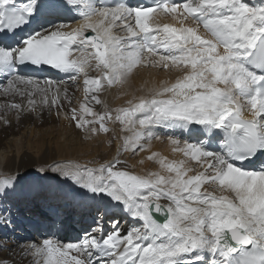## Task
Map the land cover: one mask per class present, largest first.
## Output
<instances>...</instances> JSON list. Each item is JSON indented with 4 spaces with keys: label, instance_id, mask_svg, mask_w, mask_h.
<instances>
[{
    "label": "snow or ice",
    "instance_id": "6c2138e0",
    "mask_svg": "<svg viewBox=\"0 0 264 264\" xmlns=\"http://www.w3.org/2000/svg\"><path fill=\"white\" fill-rule=\"evenodd\" d=\"M140 67L181 75L113 117L101 94L124 88ZM0 77L6 125L55 111L85 138L112 133L122 140L118 153L145 151L162 133L182 155L151 153L160 171L146 175L119 168V158L96 166L42 160L0 179V229L15 230L13 207L44 209L32 222L47 235L18 245L23 258L264 264V0H0ZM81 80L76 107L69 85L79 91ZM108 122H119V133ZM69 206L91 224L63 240L52 228L63 226Z\"/></svg>",
    "mask_w": 264,
    "mask_h": 264
},
{
    "label": "bare ground",
    "instance_id": "6f19581e",
    "mask_svg": "<svg viewBox=\"0 0 264 264\" xmlns=\"http://www.w3.org/2000/svg\"><path fill=\"white\" fill-rule=\"evenodd\" d=\"M16 1L23 2V0ZM249 2L258 4L260 0H249ZM160 22L168 23L171 21L167 18H160ZM90 75H94V73H90ZM179 75L181 74L176 71L140 67L131 77L128 85L124 88L113 87L102 93L100 98L112 110V115H116L115 110L128 106V100L134 97L147 96L150 88L159 86L161 82H174ZM80 83L81 90L79 91L69 85L70 92L75 91L73 106L76 107L83 101L82 80ZM94 110L103 111L99 105H96ZM245 116H247V113H245ZM111 124V128L114 127L119 133V122ZM127 134L124 133V135ZM161 135L162 139H153L145 151L132 155L129 152H117V146L122 144V140L114 139L112 133L85 138L82 132L75 129L68 120L64 119L63 113L57 116L55 111L50 114L45 111L40 117L32 115L19 120L13 116L10 125L0 121V179L13 175L18 169L24 171L29 164L36 161L51 162L55 160L63 164H79L86 158L95 160L90 162H103L114 156L120 160L123 157V161L127 162L123 165V169L138 175H146L149 172L160 171L155 159L152 161L147 159L153 152L157 153L158 156L167 157L169 161L182 158L181 154H175L171 151L172 146L166 138H163L162 133ZM5 138L9 142L4 143ZM2 145L7 148L4 152L1 151V149H4ZM142 160L144 162L140 163ZM189 174L191 175V173ZM69 211H71V207ZM74 212L72 216L75 215L78 218L83 213L82 210H76L75 214ZM78 218H75V220L77 221ZM76 221L75 226L77 225ZM35 240H37L35 242H41L42 238ZM18 245L24 244H10L1 250L2 264H34V258L30 256L23 258L21 256Z\"/></svg>",
    "mask_w": 264,
    "mask_h": 264
},
{
    "label": "rangeland",
    "instance_id": "374dc122",
    "mask_svg": "<svg viewBox=\"0 0 264 264\" xmlns=\"http://www.w3.org/2000/svg\"><path fill=\"white\" fill-rule=\"evenodd\" d=\"M109 123V122H108ZM6 141L7 142H9V140H7L6 138L4 139V143H6ZM113 143H115V141H113ZM112 143V144H113ZM2 148H4V149H1V151H6L7 150V148H6V146L5 145H2ZM123 153V152H122ZM112 158V157H111ZM118 158V157H117ZM91 160H93V159H91V158H86V160H84V161H81V162H79V164H83V165H87V166H96V165H98V164H100L101 162H90ZM93 161H95V160H93ZM121 161H123V157H122V160ZM88 162V163H87ZM104 162H105V160H104ZM126 162V161H125ZM85 163V164H84ZM103 163V162H102ZM124 164H127V162L126 163H123V164H121L122 166L124 165ZM121 165H118V167L119 168H124V166L122 167ZM35 241H37V240H35ZM8 245H10V244H6V243H4V240H0V246H1V250H3V249H5Z\"/></svg>",
    "mask_w": 264,
    "mask_h": 264
}]
</instances>
